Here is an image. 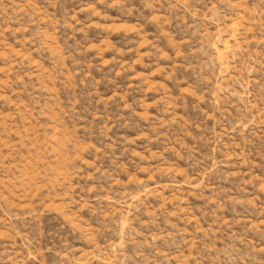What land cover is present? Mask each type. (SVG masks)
<instances>
[{
	"label": "rangeland",
	"instance_id": "obj_1",
	"mask_svg": "<svg viewBox=\"0 0 264 264\" xmlns=\"http://www.w3.org/2000/svg\"><path fill=\"white\" fill-rule=\"evenodd\" d=\"M0 264H264V0H0Z\"/></svg>",
	"mask_w": 264,
	"mask_h": 264
}]
</instances>
